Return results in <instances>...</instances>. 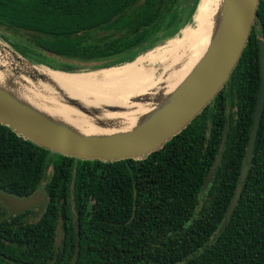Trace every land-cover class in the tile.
I'll return each instance as SVG.
<instances>
[{
  "label": "trees",
  "instance_id": "trees-1",
  "mask_svg": "<svg viewBox=\"0 0 264 264\" xmlns=\"http://www.w3.org/2000/svg\"><path fill=\"white\" fill-rule=\"evenodd\" d=\"M198 1L0 0V39L53 70L80 71L49 56L107 69L175 37ZM260 42L264 0L224 87L143 160H76L0 125V191L25 199L41 190L47 198L33 221L27 213L0 215V264H264V107L240 197L222 228L258 99ZM225 126L221 160L205 188Z\"/></svg>",
  "mask_w": 264,
  "mask_h": 264
},
{
  "label": "water",
  "instance_id": "water-1",
  "mask_svg": "<svg viewBox=\"0 0 264 264\" xmlns=\"http://www.w3.org/2000/svg\"><path fill=\"white\" fill-rule=\"evenodd\" d=\"M258 4L259 0H222L210 43L203 56L182 82L128 131L110 135H82L70 126L37 111L1 87L0 125L50 153L76 160L103 163L143 160L151 153L161 150L167 142L183 131L224 87L249 41ZM0 45L32 66L45 67L31 62L2 39ZM258 63L259 93L248 145L222 228L230 219L240 197L264 107V47L261 42L258 44ZM51 71L61 72L53 69ZM142 100L146 101L148 98ZM226 130L225 126L216 158L204 182L205 188L211 183L219 166ZM0 202L10 210L11 216L39 205L36 213L38 216L44 210L46 196L36 193L25 199H18L0 191ZM78 246L77 242L76 253ZM74 262L75 260L72 264Z\"/></svg>",
  "mask_w": 264,
  "mask_h": 264
},
{
  "label": "bare ground",
  "instance_id": "bare-ground-1",
  "mask_svg": "<svg viewBox=\"0 0 264 264\" xmlns=\"http://www.w3.org/2000/svg\"><path fill=\"white\" fill-rule=\"evenodd\" d=\"M222 0H199L189 24L165 46L119 66L61 73L32 66L0 45V87L82 135L132 129L205 53ZM159 65V74L155 67ZM148 98L143 101L142 99Z\"/></svg>",
  "mask_w": 264,
  "mask_h": 264
},
{
  "label": "rangeland",
  "instance_id": "rangeland-1",
  "mask_svg": "<svg viewBox=\"0 0 264 264\" xmlns=\"http://www.w3.org/2000/svg\"><path fill=\"white\" fill-rule=\"evenodd\" d=\"M188 26H192L193 24H192V22L189 24H187ZM186 25V26H187ZM185 26V27H186ZM184 27V28H185ZM182 30V29H181ZM183 31V30H182ZM173 38H175V37H173ZM173 38H171V39H173ZM171 39H167V40H163V41H158V43L156 44V45H154L153 47L154 48H156V47H160V46H165V45H167V41L168 40H171ZM151 48L150 50H153L154 48ZM50 57V59L55 63V64H57V65H59V64H69V65H73V66H76V67H78L79 69H80V71H79V73H82V72H88V71H91V69H90V67L92 66V64H85V63H81V62H77V61H71V60H67V59H64V58H60V57H54V56H49ZM161 68H159V65H157L156 67H155V71H156V75H158L159 74V70H160ZM98 70V69H97ZM50 174H51V168L48 170V173H47V176H50ZM200 207H201V203L199 204V206H198V209H197V211H196V213H198V211L200 210ZM61 239H62V233H61V230H59V232H58V237H57V241H56V245H59L60 244V242H61Z\"/></svg>",
  "mask_w": 264,
  "mask_h": 264
},
{
  "label": "flooded vegetation",
  "instance_id": "flooded-vegetation-1",
  "mask_svg": "<svg viewBox=\"0 0 264 264\" xmlns=\"http://www.w3.org/2000/svg\"><path fill=\"white\" fill-rule=\"evenodd\" d=\"M37 192L45 195L43 192H41V190H39ZM46 201H47V198H46ZM38 208H39V205L35 206L34 208H32L30 210H27V211L23 212V213H27V215L24 217V219L29 221V222L35 220L39 216V215L36 216ZM23 213H20V214L15 215V216H11L10 215V210L7 207H5L4 205H2V203L0 202V215H3L5 217L15 218V217H19V216L22 217Z\"/></svg>",
  "mask_w": 264,
  "mask_h": 264
}]
</instances>
